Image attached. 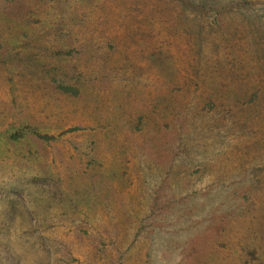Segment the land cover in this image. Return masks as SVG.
<instances>
[{"label":"rangeland","instance_id":"374dc122","mask_svg":"<svg viewBox=\"0 0 264 264\" xmlns=\"http://www.w3.org/2000/svg\"><path fill=\"white\" fill-rule=\"evenodd\" d=\"M191 1L0 0V264H264V0Z\"/></svg>","mask_w":264,"mask_h":264},{"label":"trees","instance_id":"16d2710c","mask_svg":"<svg viewBox=\"0 0 264 264\" xmlns=\"http://www.w3.org/2000/svg\"><path fill=\"white\" fill-rule=\"evenodd\" d=\"M183 2H185V4H188L190 7H192L194 10H197V9H199V8H203V7H201L200 5H198V4H195V3H193L191 0H182ZM57 87L58 88H60L62 91H64V92H71V91H76V89L74 88V87H72V86H66V85H63V84H58L57 85ZM27 129H28V127H27ZM36 133V135L39 137V138H41L42 140H45V141H51V140H55V139H57V137L58 136H56V135H53V134H48V133H40V132H35ZM20 135H22V131H18V132H16L14 135H13V137H18V136H20ZM11 203L12 204H14V201L11 199ZM12 214V212H9L8 213V217H7V219H8V222H9V224H11V222H12V216L13 215H11ZM7 222V223H8ZM8 225V224H7ZM8 227H9V225H8ZM3 237H0V252H11V250L8 248V250H7V247L5 246V243H4V241H3V239H2Z\"/></svg>","mask_w":264,"mask_h":264}]
</instances>
